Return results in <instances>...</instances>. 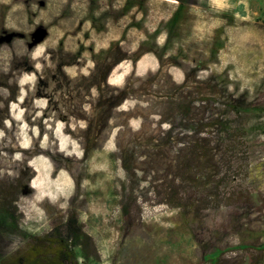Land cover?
Listing matches in <instances>:
<instances>
[{
  "label": "rangeland",
  "instance_id": "obj_1",
  "mask_svg": "<svg viewBox=\"0 0 264 264\" xmlns=\"http://www.w3.org/2000/svg\"><path fill=\"white\" fill-rule=\"evenodd\" d=\"M195 2L0 0V256L71 210L79 264H264V0ZM222 121L244 145L212 175L189 152ZM204 188L215 206L173 207Z\"/></svg>",
  "mask_w": 264,
  "mask_h": 264
},
{
  "label": "trees",
  "instance_id": "obj_2",
  "mask_svg": "<svg viewBox=\"0 0 264 264\" xmlns=\"http://www.w3.org/2000/svg\"><path fill=\"white\" fill-rule=\"evenodd\" d=\"M171 1L186 3L192 6H199L195 0ZM249 106L250 105L243 106L240 110H237L240 111L239 113L245 115L247 111L253 110V107ZM256 111L258 112V109ZM259 112H261V110ZM226 113L228 114V111H222L223 115H226ZM3 114L4 113L0 110V123L3 120ZM261 116L263 121L260 125L263 129L264 111L261 112ZM209 122L210 119H208V124ZM217 128L215 137H211L210 131L207 130L205 131L203 137L194 141L196 144L195 148L200 149L201 152L196 154L192 148V151L189 152L188 158V161L191 163L196 162L197 158H201L204 164H206L204 169L210 170L212 175L216 174L217 161H228L224 157L226 152L234 150L235 147L242 150V146L244 145L241 127H237L233 123L228 124V121H222V124H217ZM234 140H236V143H234L235 145L232 143ZM193 166L190 165V168L195 171V167ZM203 176L206 178V182L208 180L207 176L210 175L206 176V173H204ZM195 177H198L197 173L195 174ZM200 177H202V173ZM195 187L197 186L195 185ZM195 187H193L192 182L190 189ZM182 191H184V195L180 192V194L175 193V196L173 197V199L178 203L173 206L174 208H178L180 205L182 206L194 203L193 208L198 210L211 205L215 206V203L217 204L219 202V198H217L218 196H214L208 188H204L198 198H195L194 193L188 191V189H184ZM233 196L235 197L234 199H232ZM238 197L239 200L241 199L244 206L249 209L255 208V211H258V209L263 205V201L257 193L237 191V189L234 190V187H232V189L224 193V197H222V200L225 201L224 206H230L232 203L237 201L236 199ZM6 224L12 225V221L9 220V217H7L5 204H3L0 199V232H8ZM243 250H251L254 254H252L251 257L246 256L243 258L242 264H261L260 248H245ZM76 258H79L82 261L94 258V248L91 239L82 231L81 225L77 222L74 212L68 210L64 213L63 218L58 219L56 222L51 224L47 231L40 235L24 238L21 248L14 250L10 255H1L0 264H79L76 261Z\"/></svg>",
  "mask_w": 264,
  "mask_h": 264
}]
</instances>
